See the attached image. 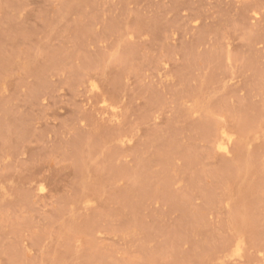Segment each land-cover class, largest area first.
<instances>
[{"label":"rangeland","instance_id":"1","mask_svg":"<svg viewBox=\"0 0 264 264\" xmlns=\"http://www.w3.org/2000/svg\"><path fill=\"white\" fill-rule=\"evenodd\" d=\"M0 264H264V0H0Z\"/></svg>","mask_w":264,"mask_h":264}]
</instances>
